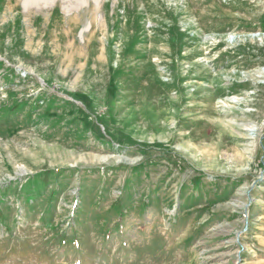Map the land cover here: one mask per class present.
<instances>
[{"label":"rangeland","instance_id":"obj_1","mask_svg":"<svg viewBox=\"0 0 264 264\" xmlns=\"http://www.w3.org/2000/svg\"><path fill=\"white\" fill-rule=\"evenodd\" d=\"M94 7L0 0V264H264V0Z\"/></svg>","mask_w":264,"mask_h":264},{"label":"bare ground","instance_id":"obj_2","mask_svg":"<svg viewBox=\"0 0 264 264\" xmlns=\"http://www.w3.org/2000/svg\"><path fill=\"white\" fill-rule=\"evenodd\" d=\"M90 1L91 0H20V3H21V6L23 7V10H24L23 12H25L26 15L32 14L33 12H35V13L36 12L42 13L44 11L57 12L58 9L60 8L64 13H66L65 14L66 16H69L73 11L78 10L82 6H90ZM92 1H94V4H95L93 11L95 12L96 18H97V20H100L102 23V17H101L102 14L100 16V11H101L102 6H103V0H92ZM17 11H19L17 3L16 4L13 3L6 10V12H8V13H14ZM4 19L6 20L5 17H4ZM5 20L3 22H6ZM15 21L17 22V20H14V22ZM40 21L42 22V20L39 17H35L34 20H32V21L28 20L25 23H30V24H32V26L37 28V27H39L37 25ZM43 23L47 27L50 26L49 25L50 23L48 22V20L43 21L42 24ZM42 24H41V26H42ZM92 24L93 23L90 22L88 25H85V29L81 33L82 37H84L85 33L89 30V27L92 26Z\"/></svg>","mask_w":264,"mask_h":264}]
</instances>
